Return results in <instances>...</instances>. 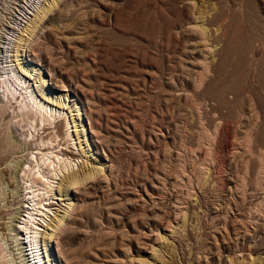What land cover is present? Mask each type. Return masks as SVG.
<instances>
[{
  "label": "rangeland",
  "instance_id": "rangeland-1",
  "mask_svg": "<svg viewBox=\"0 0 264 264\" xmlns=\"http://www.w3.org/2000/svg\"><path fill=\"white\" fill-rule=\"evenodd\" d=\"M196 1L204 20L188 0H0V220L41 202L42 261L46 232L52 264H264V0ZM9 228L0 264L27 263Z\"/></svg>",
  "mask_w": 264,
  "mask_h": 264
},
{
  "label": "bare ground",
  "instance_id": "bare-ground-1",
  "mask_svg": "<svg viewBox=\"0 0 264 264\" xmlns=\"http://www.w3.org/2000/svg\"><path fill=\"white\" fill-rule=\"evenodd\" d=\"M60 1V0H59ZM188 1H191V3H190V7H191V10H192V16H193V18H199V19H203L204 20V16H202V13L200 12V10H199V8H200V5L201 4H199V1H196V0H188ZM206 1V0H205ZM226 1H228V2H232V1H234V0H226ZM196 2H198V3H196ZM48 11H51V8H48V9H46V10H44V12H42L43 13V15L41 14L40 16H39V19H38V21H40L41 19H42V17L45 15V14H47V12ZM50 13V12H49ZM198 16V17H197ZM217 18V19H216ZM219 19H222V16L221 15H219V16H215V17H212V18H207L205 21H207V22H216L217 20H219ZM42 21V20H41ZM37 22V21H36ZM36 22H31V26H29L30 27V29L28 30V36H29V38L31 37V34L33 33V31L35 30L34 28H35V25H36ZM205 27V26H204ZM203 27V25H196L195 26V31H196V33H197V36H198V38L203 42V46L205 47L206 46V42H207V40H206V35H207V32H206V28H204ZM29 38L28 39H25L24 40V42L22 43V44H20L19 45V47H20V50H18V51H20V52H26L27 51V48H28V42L30 41L29 40ZM13 48H15V45H14V47ZM14 51V50H13ZM17 52V51H16ZM11 57H13L14 59H16L17 58V55H14V54H11V55H9V58L11 59ZM17 60V59H16ZM9 61H12V60H9ZM204 62V61H203ZM205 63V62H204ZM23 68V67H22ZM26 72H27V69H26ZM22 89V88H21ZM18 89L16 88V87H14V91L13 92H11L10 94H11V97L13 98L14 97V95L16 94L15 92L17 91ZM15 93V94H14ZM19 94V96H17V97H14V100L15 101H18L19 99H20V101H18V103L20 104V106H22L23 107V109H24V113L25 114H30V116H31V118H33V119H35L36 121H38L39 122V124H40V126H42V128H47V126H45V125H52V128L53 127H55V128H57V129H59L60 128V121H59V117H60V112L59 111H57L56 112V110H54V113L52 112L53 111V109H51V108H49V107H47V105H45V103H41V101H38L37 100V98L35 97V96H33V94L32 93H30L28 96H26L25 94H22L21 93V91L18 93ZM16 96V95H15ZM18 97H19V99H18ZM59 104H61L62 105V103L61 102H59ZM79 110V109H78ZM78 110H77V116L78 117H80L79 116V112H78ZM27 116V115H26ZM34 120V121H35ZM33 121V122H34ZM36 126H37V124H36ZM45 126V127H44ZM56 136H58V134H55V137ZM204 137H206V136H204ZM57 138V137H56ZM63 138V137H62ZM210 138V137H209ZM61 139V138H60ZM204 139V138H203ZM206 139V138H205ZM49 140H51L52 141V139H49ZM212 141V140H211ZM67 143V142H66ZM212 143V142H211ZM59 144V143H58ZM208 144H210L209 142H208ZM210 146V145H209ZM54 147V146H53ZM57 147V146H56ZM55 148V147H54ZM62 150V149H61ZM208 150V149H207ZM207 150H206V152H207ZM210 152H212L211 150H209ZM63 154H65L64 156H66V159H68L69 160V162L71 161V160H73V157L75 158L76 156L73 154V153H66V152H64ZM67 155H69L68 157H67ZM211 156V155H210ZM57 160H59V158H58V155H55L54 156ZM70 157H71V159H70ZM46 158V157H45ZM44 158V160H48L49 158L47 157L46 159ZM63 158V157H62ZM43 164H45V163H43ZM54 165H55V161L52 159V160H48V165L46 166V168L48 169V172H51V173H53L52 171L53 170H49V168H54ZM64 168V167H63ZM56 171V170H55ZM91 171V170H90ZM90 171H88V173L86 174H83V175H78V174H76V173H74V174H71V175H68L67 177H65L64 178V180L62 181V185H63V188H61L60 189V192L61 193H63V194H67V192L69 191L68 190V187L70 188V186L72 187V186H77V185H80L81 183H83L85 180H87V178L88 179H90V177H93L94 175H96L98 172H93V173H91ZM52 175H55V173H53ZM97 176V175H96ZM51 177V176H50ZM17 178V176H14V186H16V187H18V180L16 179ZM92 179V178H91ZM40 181H43V184L44 185H46V186H48L47 188H49L48 190L49 191H45L46 193L47 192H52V190L50 189V183H51V181H49V180H47V176H45V175H43V174H38L37 173V175L36 176H34L33 175V177L31 176V180H30V184H29V189L33 186L32 185V183H36V182H40ZM41 183V182H40ZM52 184V183H51ZM41 185V184H40ZM33 188V187H32ZM18 190V189H17ZM33 191V190H32ZM13 192V191H12ZM28 192V191H27ZM31 192V191H30ZM20 193V192H19ZM34 194V193H33ZM39 194V193H38ZM36 196H38V195H36ZM8 197H11V198H9V199H7L5 202H6V204H10V203H16V202H18V193H16V195H12V193H11V195H9ZM33 197V196H32ZM15 198H17L16 200H15ZM32 200V199H31ZM34 201V200H33ZM41 201V200H40ZM45 201V200H44ZM21 202V201H20ZM19 205V207H21V209H22V207L24 208V209H22V210H14L13 208H9V211L7 212V214L9 213L11 216L10 217H6V218H8L7 219V221H5V222H3L2 220H0V230H2L3 232H2V236L5 234L6 235V233L4 232V229H6L7 230V227L8 226H10V230H13V231H15L16 233L18 232V230L19 229H22L24 232H25V236H26V241H27V243H28V246H29V250L27 251V250H25L26 252H28L27 254H25L26 255V258L28 259V260H26L27 261V263L28 264H45V263H48V264H52L51 263V259L53 258V251H51L50 249H48V247H49V245H51V239H52V235H53V233H44V235L43 236H41V238H42V240H43V246H44V249H45V253H46V258H48V260L45 262V261H42V254L40 255V246L38 245V243L36 242L37 241V239H38V237H39V229H38V224H37V219H36V217L35 216H40V218H42L43 219V217H42V215H41V213H40V211H42L43 209L42 208H44L43 206V204L41 203V202H37V201H35V202H32V209H31V211H35L36 212V214H32V213H30L29 211H27V209L29 210V208H27V205H24V204H18ZM46 205H50V204H46ZM1 206V205H0ZM11 206H13V205H11ZM49 209H47V211H48ZM3 211L4 210H1L0 209V219L1 218H4V214H3ZM21 211H23V213H25V214H27V218L26 219H24L23 220V222L22 223H19V221H17L20 217H19V215H21L20 214V212ZM39 214H38V213ZM44 213V215H46L47 216V212H43ZM33 215H35V216H33ZM22 217H24L23 215H21ZM25 218V217H24ZM39 220V219H38ZM12 221H17V223H19L18 225H16V224H13V222ZM60 221H61V219L60 220H58V223H60ZM63 221V220H62ZM36 222V223H35ZM39 222V221H38ZM6 223H8L7 225H5ZM4 224V225H3ZM58 225H56V227H57ZM60 228V227H59ZM56 230V229H55ZM20 231V230H19ZM10 232V231H9ZM19 233V232H18ZM21 233V232H20ZM55 233V232H54ZM9 235V234H8ZM17 236V235H16ZM15 238V237H14ZM19 241H20V239H19ZM19 243H23V244H25V242L22 240V241H20V242H18V244ZM26 243V244H27ZM17 244V243H16ZM23 248V247H22ZM21 247L19 248V250L20 249H22ZM23 250V249H22ZM29 254V255H28ZM40 256H41V258H40ZM30 257V258H29ZM24 260V259H23ZM25 261H24V264H27Z\"/></svg>",
  "mask_w": 264,
  "mask_h": 264
}]
</instances>
